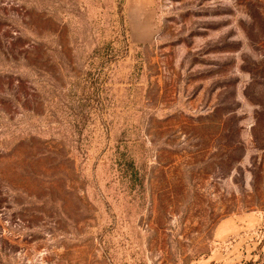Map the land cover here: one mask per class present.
<instances>
[{
	"label": "rangeland",
	"instance_id": "obj_1",
	"mask_svg": "<svg viewBox=\"0 0 264 264\" xmlns=\"http://www.w3.org/2000/svg\"><path fill=\"white\" fill-rule=\"evenodd\" d=\"M0 264H264V0H0Z\"/></svg>",
	"mask_w": 264,
	"mask_h": 264
}]
</instances>
